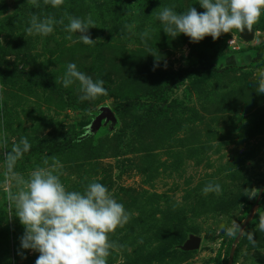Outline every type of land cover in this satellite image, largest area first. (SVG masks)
Wrapping results in <instances>:
<instances>
[{
	"label": "rangeland",
	"instance_id": "rangeland-1",
	"mask_svg": "<svg viewBox=\"0 0 264 264\" xmlns=\"http://www.w3.org/2000/svg\"><path fill=\"white\" fill-rule=\"evenodd\" d=\"M103 2L64 0L54 8L44 0H37L38 7L32 0H0V137L7 134V148L0 139V264H35L39 256L31 250H24L26 259L17 254L24 226L9 217L4 185L5 153L21 137L31 148L70 137L76 145L55 153L28 151L16 172L27 178L46 166V158L48 166L54 164L50 157L55 156L56 174L68 191L102 183L131 214L109 234L117 248L110 249L107 264H264V231L258 228L264 214V94L256 92V78L264 70V11L253 25L252 42L233 29L215 41L206 36L192 43L184 34L174 39L165 34L157 14L172 5L178 13L191 6L202 13L199 0ZM135 2L147 4L135 10ZM32 14L63 17L64 24L47 36L28 35ZM89 15L96 22L89 33L100 39L94 46L102 63L77 33L69 40L64 30L68 16ZM145 30L146 43L141 39ZM260 54L262 59L252 64ZM154 55L160 59L155 70ZM70 62L94 80L99 67L107 75L109 94L88 101V112L65 105L58 93L29 79L39 74L58 81ZM207 63L233 69L206 81L187 76L166 94L168 110L162 116L152 113V121L145 117L147 108L158 98L142 95L132 108L122 107L125 97L152 86L153 73ZM78 87L76 82L65 89L79 98ZM209 182L219 183L222 193L205 194ZM233 222L241 231L229 237L224 229ZM183 233L188 238L174 247ZM192 237H199L201 246L186 253L184 245Z\"/></svg>",
	"mask_w": 264,
	"mask_h": 264
},
{
	"label": "clouds",
	"instance_id": "clouds-1",
	"mask_svg": "<svg viewBox=\"0 0 264 264\" xmlns=\"http://www.w3.org/2000/svg\"><path fill=\"white\" fill-rule=\"evenodd\" d=\"M32 3L39 6L37 0ZM44 3L55 8L64 0H44ZM199 5L204 12H198L193 6L179 13L174 11L175 5L163 7L157 15L164 33L173 39L184 34L192 43H199L206 36L215 41L233 29L252 30L264 11V0H199ZM67 19L69 23L64 27L69 33L67 39L71 40L72 34L77 33L78 39L86 45H94L100 40L90 36L89 29L96 27L90 15L86 18L68 16ZM28 23L25 29L28 35L47 36L54 32L55 25L64 24V18L56 19L51 15L41 18L32 14ZM126 27L130 30L132 25ZM146 37H149L148 30L141 34L145 43ZM159 61L156 57L154 70ZM256 81L257 94H264V70L259 72ZM55 82H62L65 88L78 82L80 101L91 102L109 94L103 79L94 80L87 72L80 71L76 63H68L64 76ZM0 139L7 148L6 132ZM30 148L28 139L21 137L12 144L11 151L5 153L4 160L9 217L15 216L24 226L17 254L26 259L24 250L38 252L35 264H107L110 249L117 248L109 234L126 224L131 214L102 183L92 181L83 192L68 191L60 175L56 174L59 162L55 156L50 157L54 164L48 166L49 158H46L45 167H36L25 178L15 171V166ZM12 185L16 187L15 192L11 190ZM203 192L220 195L222 188L219 183L209 182ZM258 228L264 231V214H259ZM224 230L231 237L241 228L233 222ZM248 238L255 243L253 233H249Z\"/></svg>",
	"mask_w": 264,
	"mask_h": 264
},
{
	"label": "trees",
	"instance_id": "trees-1",
	"mask_svg": "<svg viewBox=\"0 0 264 264\" xmlns=\"http://www.w3.org/2000/svg\"><path fill=\"white\" fill-rule=\"evenodd\" d=\"M177 1V0H175ZM134 0H104L103 3L105 4H133ZM150 2V1H149ZM148 2V4H149ZM137 9V4H147V3H137L135 2ZM134 9V7H133ZM131 12V11H130ZM88 47L92 48L96 53L95 55H98V62L102 63V56L101 51L94 45H89ZM262 59L261 54L257 57L253 58L252 64H255L259 62ZM100 69V70H99ZM97 70L98 72V79H103L104 77H107L106 73H103V67H99ZM233 69V66L226 67V68H218L213 63H207V64H200L198 67H192L187 69H182L178 71L173 72H167L165 70H160L155 73H153V76H151V83L152 86L148 89H146L142 94L134 93L132 95H129L125 97L123 103L121 104L124 109L126 108H132V105L139 102L140 97L146 96L149 98H158L159 102L157 104H150L148 106V115L145 116L147 119L153 120L152 113H158L160 116L164 115V113L168 110V101L165 98L166 94L174 90L175 88L179 87L185 82V78L187 76H192L195 74L196 76L201 77L200 80L206 81L207 79H211L213 77H219L227 72L231 71ZM3 71L1 72V74ZM5 75L11 74V72H4ZM3 75V74H2ZM29 79L31 81H34L35 83H38L40 85H43L45 87H48L49 89L55 91L58 93L63 101H67L65 105L73 106L79 109L83 112H88L91 110V103H88V101H80L79 98L73 97L72 94L65 88L57 86L55 82L51 79L49 75H39V74H32L29 76ZM105 87V86H104ZM66 97V100L64 99ZM141 125V124H140ZM143 127V125H141ZM74 138V137H73ZM73 138H68L67 140L63 142H47L42 148L40 145L35 146L33 148H30L29 151H49L51 153H55L57 151H63L67 148L74 147L76 144L73 141ZM93 139V136H92ZM188 235L187 233H183L182 240H176L173 242V246H180L182 245V241L184 239H187ZM191 251H187L186 253H189ZM155 258L157 256H154Z\"/></svg>",
	"mask_w": 264,
	"mask_h": 264
},
{
	"label": "water",
	"instance_id": "water-1",
	"mask_svg": "<svg viewBox=\"0 0 264 264\" xmlns=\"http://www.w3.org/2000/svg\"><path fill=\"white\" fill-rule=\"evenodd\" d=\"M240 38L246 42H252L255 39L256 30L253 28L252 30H248L247 28L244 31L239 32ZM201 246V239L199 237H192L189 239L185 245L184 249L187 251H194L199 249Z\"/></svg>",
	"mask_w": 264,
	"mask_h": 264
}]
</instances>
